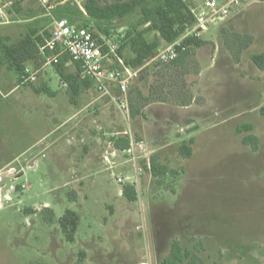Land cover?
<instances>
[{"label":"rangeland","instance_id":"1","mask_svg":"<svg viewBox=\"0 0 264 264\" xmlns=\"http://www.w3.org/2000/svg\"><path fill=\"white\" fill-rule=\"evenodd\" d=\"M71 1L76 2L13 0L0 35L16 41L29 23L52 31L54 9ZM234 1L230 13L201 34L207 44L191 48L182 65L157 64L149 58L125 96L118 91L103 96L92 87L71 103L56 78L49 83L56 95L37 94L42 103L52 104V112L38 109L31 121H41L50 130L58 125L62 131L83 113V129L72 133L76 136L72 144L62 137L44 151L35 146L14 161L22 166L23 175L12 199L0 207V264H79L81 251L94 257L96 243L104 246L108 264H116L118 257L107 253L114 250L112 240L123 233L113 229L121 219L131 221L129 230L144 235L140 248L147 254L151 253L148 232L155 235V252L162 250V238L171 235L199 257L198 264H264V117L259 113L264 72L249 58L250 53L264 50V1ZM203 2L193 0L192 6ZM125 23L116 20L112 37L105 38L119 45L116 38ZM222 30L254 37L237 61L225 46ZM154 35V31L145 34L148 40ZM165 45L161 40L159 48ZM123 55L132 53L125 49ZM124 99L127 112L120 107ZM186 101L192 105L184 106ZM132 106L140 110L135 118ZM247 122L259 139L257 150L242 143L245 132L236 133ZM59 133L52 131L42 144ZM120 136L132 141V156L121 153L112 158L110 167L103 153L116 148L114 139ZM190 137L193 153L183 158L178 146ZM152 155L175 169V175L155 179L149 166ZM117 176L127 177V182H118ZM126 184L134 185L136 201L121 196ZM73 194L76 200H71ZM46 207L53 210L52 219L44 217ZM66 209L80 217L73 242L65 239L58 222ZM83 262L96 264L94 258Z\"/></svg>","mask_w":264,"mask_h":264},{"label":"trees","instance_id":"2","mask_svg":"<svg viewBox=\"0 0 264 264\" xmlns=\"http://www.w3.org/2000/svg\"><path fill=\"white\" fill-rule=\"evenodd\" d=\"M192 2L193 0H115L111 3L99 4L97 0H84V12L73 1L54 9L53 12L56 18H66L71 24L93 29L96 36L100 34L108 38L112 37L111 30L114 22L126 20L125 24L127 25L124 31L116 38L119 43L117 52L125 64L139 68L156 53L161 40L166 44L172 43L183 35L187 27L194 24L195 18L191 12ZM26 26V32L16 41H9L6 36L0 35V66H5L14 71L19 80L27 62L32 61L38 66L42 63L41 47L52 34V31L46 27H36L32 23ZM149 31H154L157 34L150 40L145 36L146 32ZM222 37L226 48L236 61L241 52L249 48L254 42L253 35L242 32L222 30ZM181 44L186 47L185 50L169 63L184 64L189 50L199 48L207 44V41L190 34L181 40ZM125 49H129L132 55L124 57ZM249 58L257 69L264 72V50L250 53ZM71 62L75 65L73 71L68 70L67 67ZM54 69L67 85L71 103H77L83 91L94 87L91 79L82 76L80 63L73 61L66 52L60 55L58 63L54 64ZM190 102L186 101L184 104L187 105ZM259 113L264 117V103L259 107ZM138 114H140L138 107L132 106L131 117L135 118ZM253 128L252 123H243L236 128V133L245 132L242 143L250 146L252 150H257L259 139L251 133ZM193 142L192 137L183 140L178 146V154L183 158L191 157ZM114 145L122 151L129 147L130 140L127 136H120L114 139ZM149 166L155 179H163L167 175H175L176 173L175 169L160 163L155 155L150 157ZM122 196L130 202L136 201L138 196L134 185H124ZM71 200H76L75 194L71 196ZM42 212L45 218L52 219V209L46 207L42 209ZM79 219V214L76 211L66 209L58 220L61 231L69 242L75 240ZM169 250V254L160 259L159 264L199 263V257L194 255L190 249L183 248L175 239L171 241ZM83 258L84 252L81 251L79 264Z\"/></svg>","mask_w":264,"mask_h":264},{"label":"built area","instance_id":"3","mask_svg":"<svg viewBox=\"0 0 264 264\" xmlns=\"http://www.w3.org/2000/svg\"><path fill=\"white\" fill-rule=\"evenodd\" d=\"M83 2L84 0H76L79 8L84 12ZM233 2L235 1L230 0L222 3L221 0H204L202 5L192 7L194 24L187 27L180 38L159 48L150 60L157 64H166L175 59L186 48L181 44L184 37L190 34L201 37V34L208 29L212 22L222 19L230 13ZM12 5L13 0H0V25L8 23L7 11ZM118 47L119 45L110 42L105 36L100 34L96 36L93 29L71 24L66 18H55L51 37L46 40L41 50L44 64L47 65L58 63L60 55L64 52L68 53L73 61L80 63L82 76L91 79L95 90L100 95L110 97L115 90L125 96L139 69L124 63L118 55ZM110 58L111 61H109ZM39 73L38 68L25 67L20 75V81L26 84L34 83L37 81ZM120 107L125 112L128 111L125 99L121 102ZM130 142L132 141L130 140ZM132 150L133 144L130 143L122 153L132 156ZM120 152L115 148L104 152V162L111 167L112 158ZM21 171L13 165L0 169V207L4 200L12 199L13 192H17L18 183L16 182ZM116 179L122 184L127 182V177L117 176ZM21 187L24 185L21 184ZM146 260V257H143L142 261L137 264H147Z\"/></svg>","mask_w":264,"mask_h":264},{"label":"crops","instance_id":"4","mask_svg":"<svg viewBox=\"0 0 264 264\" xmlns=\"http://www.w3.org/2000/svg\"><path fill=\"white\" fill-rule=\"evenodd\" d=\"M203 33L205 34L206 31ZM42 58L44 60V56ZM43 60L39 66L32 61L27 62L25 65V67H31L34 69L38 68L40 70L37 81L31 84L22 83L17 75H10L7 73L10 69L5 66H0V169L13 165L22 170V166L15 165L14 161H18L19 159H22L21 157L25 154L32 152L35 146L38 147V152H42L46 149V146L48 147V145L56 144L62 137H66L68 143L72 144L76 141V136L74 138L72 133L77 130L80 132L83 129L81 125L83 118L82 112L81 118L78 121L62 131L61 126L58 125H55V127L50 130L51 127H45L44 123L41 121L38 123L34 119L31 121V116L37 112L38 109L45 111V108H48L51 114L52 104L46 103L45 101L42 103L41 99L37 97V94L40 93V91H44L49 95H56L57 90H54L49 84L52 82L53 78L59 79L61 86L67 93V85L60 78L58 73L54 71V66L44 64ZM52 67L53 69H50ZM67 67L68 70L73 71L75 65L71 62ZM50 70H53L52 72L54 74H52ZM191 105L192 104H187L184 106L190 107ZM30 113L32 114L30 115ZM76 115H78V113ZM40 120H44V117L40 118ZM52 131H60V133L54 140L42 144L45 137ZM145 132L147 133L146 123L143 124V133ZM69 134L70 138H68ZM122 151L116 156L121 155ZM78 167L79 169H83L84 164H81ZM22 175L23 172H19V177ZM120 192L122 196V189ZM128 225H131V221L121 219L118 221L117 226L113 228L115 230L121 229L123 231L120 235L121 237L117 235V238L112 240V246L114 247L112 253L106 252L107 254H112L113 256L118 257L116 264H137L142 261L143 257H147V264H159L160 259L169 254L171 241L173 240L171 235L162 238V250L155 252V235L149 234L146 231L149 238H151V253L147 254L146 252H141L140 248L144 235L140 233L137 234L136 232L131 231V229L129 230ZM146 227L148 226L146 225ZM158 235L160 234H157V236ZM96 246L98 248L94 251V257L87 253L88 251H83L84 258L81 261V264H84L83 261H85L86 258H94L96 264L109 263V261L104 259V257L107 256L103 252L104 246L99 243H96Z\"/></svg>","mask_w":264,"mask_h":264}]
</instances>
